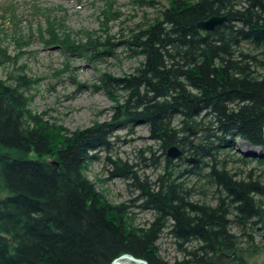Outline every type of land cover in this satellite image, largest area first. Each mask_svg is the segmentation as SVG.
I'll return each instance as SVG.
<instances>
[{
  "label": "trees",
  "instance_id": "trees-1",
  "mask_svg": "<svg viewBox=\"0 0 264 264\" xmlns=\"http://www.w3.org/2000/svg\"><path fill=\"white\" fill-rule=\"evenodd\" d=\"M8 6L0 20L8 16L11 38L19 49L27 48L33 31L23 34L15 5ZM100 14L99 29L73 31L63 16L43 13L36 31L44 46L63 56L59 72H68L78 88L84 85L70 71L71 61L97 65L115 58L118 48L139 59L130 74L99 73L91 87L104 92L114 112L109 122L73 133L30 107L39 78L16 64L33 52L11 56L0 44V67L14 65L0 78V264H110L121 254L169 264L156 245L164 230L182 253L172 264H256L244 252H264L263 175L232 172L227 159L241 140L258 152L237 161L264 172V0H168L154 17L118 38L109 32V23L122 14L115 1H105ZM214 15L226 19L211 30L197 26ZM136 123L148 127L164 161V173L153 184H138L140 208L153 213L146 227L125 217L122 205H110L86 174L97 152L111 148L114 132ZM193 126L198 135H191ZM172 146L195 160L187 161L185 172H173V160H185L167 156ZM125 168L116 163L115 174L136 179ZM189 176L197 187L187 186ZM195 191L202 197L211 193L214 203L192 202Z\"/></svg>",
  "mask_w": 264,
  "mask_h": 264
},
{
  "label": "rangeland",
  "instance_id": "rangeland-1",
  "mask_svg": "<svg viewBox=\"0 0 264 264\" xmlns=\"http://www.w3.org/2000/svg\"><path fill=\"white\" fill-rule=\"evenodd\" d=\"M105 1L107 0H0V16L5 7H9L8 5L11 6V4L15 5L19 19L18 28L25 35H29V32L33 31V35L28 37L29 46L19 49L11 38L14 24L9 21L8 16L4 21L0 20L3 23L0 44L7 48L9 55H17L25 49V51L33 52L22 54L16 64H25L26 73L39 78V82L33 90L35 94L30 107L37 113L45 112V119L62 124L70 133L78 129L88 128L94 122L110 121L114 112L113 102L103 91L93 90L91 85L96 83L99 73L103 70L120 77L132 73L139 64V59L128 56L125 50L118 48L115 58L107 59L97 65L82 59L71 61L73 69L70 71L73 70L76 81L84 85L78 88L72 78L69 77L68 72H59L64 62L63 56L57 49L44 46L37 38L36 31L39 24L44 23L46 15L43 13L57 18L63 16L65 25L73 31L99 29L100 11ZM114 1L115 7L122 14L119 22L109 23V32L118 38L121 31L127 34L128 29L134 28L138 23H143L145 19L154 17L157 10L162 9L168 0H158L161 4H157L155 8L140 7L135 4L134 0ZM33 4L41 10L48 7L53 9L42 11L43 13L39 11L33 13L31 9ZM55 6H61L65 11H60ZM13 67L14 65L11 63L1 66L0 78L5 79ZM120 95L122 99L124 93L121 91ZM198 132L199 130L191 135H198ZM110 142L112 144L108 151L100 150L97 152L98 158L89 165L86 171L87 177L94 183L95 190L102 193L110 205H122L121 212L125 217H130L135 226L146 227L153 220V213L140 208L139 205L143 199L140 197L141 191L138 184L147 182L153 184L164 173L162 151L158 148V142L149 136L148 127L142 123L129 124L123 129L116 130L110 138ZM254 152L257 153L258 150L251 149L241 140H237L234 142L230 157L227 159L228 169L239 175H246L250 171L255 175L261 173L262 179H264V172L261 168L254 166V164L244 165L237 161L239 157L249 159L247 154ZM182 156L188 157L187 154H182ZM173 161L174 164H177L173 166L174 173L185 172L189 169L186 160L185 163ZM118 162L125 163V170L130 171V175H134L136 179L132 177L122 178L115 174V165ZM187 183L188 187L198 186L196 178L193 176L188 177ZM202 198L208 203H214V195L208 193L202 197L196 191L191 201L196 202ZM231 231L236 232L235 228ZM260 240H262V232H257L254 234V241L259 242ZM156 245L159 256L169 264L182 257L175 240L168 234L167 230L160 234ZM191 245L193 246L195 243ZM246 246L247 244L242 243V247ZM244 254L251 263L262 264L264 262L263 251L246 250Z\"/></svg>",
  "mask_w": 264,
  "mask_h": 264
},
{
  "label": "water",
  "instance_id": "water-1",
  "mask_svg": "<svg viewBox=\"0 0 264 264\" xmlns=\"http://www.w3.org/2000/svg\"><path fill=\"white\" fill-rule=\"evenodd\" d=\"M226 19L225 16H211L205 20L199 21L197 23V26L203 30H211L214 28V26L216 24L221 23L222 21H224ZM199 130L198 127H190V133L194 134ZM167 156H169L172 159L177 158L178 156H182V152L177 149L175 146L170 147L167 150ZM184 159L188 162H194L195 160L193 158H188V157H184ZM52 164L57 165V163L55 161H52ZM121 261H127L130 262L132 264H148L147 261L141 259V258H137L134 257L131 254H121L118 257L114 258L110 264H119V262Z\"/></svg>",
  "mask_w": 264,
  "mask_h": 264
},
{
  "label": "bare ground",
  "instance_id": "bare-ground-1",
  "mask_svg": "<svg viewBox=\"0 0 264 264\" xmlns=\"http://www.w3.org/2000/svg\"><path fill=\"white\" fill-rule=\"evenodd\" d=\"M172 147H173V146H172ZM119 264H130V263L125 262V261H121V262H119Z\"/></svg>",
  "mask_w": 264,
  "mask_h": 264
}]
</instances>
